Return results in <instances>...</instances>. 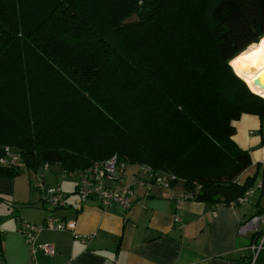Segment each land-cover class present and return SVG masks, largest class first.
Instances as JSON below:
<instances>
[{
	"label": "trees",
	"instance_id": "obj_1",
	"mask_svg": "<svg viewBox=\"0 0 264 264\" xmlns=\"http://www.w3.org/2000/svg\"><path fill=\"white\" fill-rule=\"evenodd\" d=\"M180 1L0 0V158L20 154L0 175L117 155L183 179L190 199L238 205L258 175L237 182L253 160L232 120L264 118V98L230 61L264 37V0H207L212 44Z\"/></svg>",
	"mask_w": 264,
	"mask_h": 264
},
{
	"label": "crops",
	"instance_id": "obj_2",
	"mask_svg": "<svg viewBox=\"0 0 264 264\" xmlns=\"http://www.w3.org/2000/svg\"><path fill=\"white\" fill-rule=\"evenodd\" d=\"M232 124L236 128L233 140L249 150L253 160L237 182L243 184L248 177L258 175L251 193L245 195V204L216 207L190 199L184 183L177 182L170 186L136 184L135 203L130 209L117 205L106 208L95 199L82 201L76 191L75 171L57 164L61 176L55 184L66 194L64 204L48 209L41 187L46 185V175H41L39 183L33 185L36 197L30 201L32 206L17 208L16 219L6 225L0 221L6 227L0 228V264H254L253 246L258 237L251 231L242 233L241 227L264 208L259 190L264 170V118L244 112ZM43 168L46 170H39ZM128 168L124 177L107 183L133 182L137 165ZM15 180L13 190L12 183L0 175V192L16 195ZM256 191L254 207L249 208L247 204ZM49 214L67 227H43L35 242L29 243L21 230L24 222L43 224ZM83 234L91 236L83 240ZM46 243L53 246L52 254L40 249ZM257 264H264V255Z\"/></svg>",
	"mask_w": 264,
	"mask_h": 264
},
{
	"label": "built area",
	"instance_id": "obj_3",
	"mask_svg": "<svg viewBox=\"0 0 264 264\" xmlns=\"http://www.w3.org/2000/svg\"><path fill=\"white\" fill-rule=\"evenodd\" d=\"M20 161V154L16 153L14 149L6 147V153L0 158V163L4 165H15ZM129 164L126 161L120 160L117 155H114L105 160L95 161L87 168L76 170L74 174L78 178L77 193L82 201L88 199H95L103 207L112 205L120 206L124 209H130L135 203V186L136 184H162L165 186L171 185V180L175 178L174 175L163 174L154 171L150 166L144 164H137L135 172V180L133 182H126L122 185H115L107 183V181L115 182L125 176ZM48 168L49 164H45ZM45 192V200L51 204V209L64 204L66 194L61 191L59 186L46 188L41 186ZM249 190L246 194H250ZM248 201L246 196L239 198V204H245ZM53 227L57 229L66 228L61 219L53 214L46 216L43 224H36L31 222H24L21 227L22 232L25 234L27 241L33 244L36 240L37 233L43 227ZM248 231L254 234H259L258 243L254 244L255 258L257 259L260 251L264 250V212L261 214H254L251 218L245 221L241 227L242 233ZM90 234H83L80 237L88 239ZM47 254H52L54 248L51 244H42L39 246ZM35 264V263H33Z\"/></svg>",
	"mask_w": 264,
	"mask_h": 264
},
{
	"label": "rangeland",
	"instance_id": "obj_4",
	"mask_svg": "<svg viewBox=\"0 0 264 264\" xmlns=\"http://www.w3.org/2000/svg\"><path fill=\"white\" fill-rule=\"evenodd\" d=\"M170 1H172V0H160L159 9L161 11L165 12L167 5H168V2H170ZM184 2H187L185 7L187 8L188 12H192L191 15L195 19L194 22L198 23L199 24L198 26L201 28H202V26H204V27L208 26V29H204V33L207 32V40L212 44L211 33H214V32H213V29L211 26H213L214 23L212 24L209 21V18H208V21H206L204 19V16L206 15V9L208 10V7H209L208 1L207 0H181L179 3H177V5L180 6ZM186 8H183V9H186ZM154 16H155V20H156V18L158 16L157 10H156ZM150 20L152 21V19H150ZM180 28L186 29V27L184 25H181ZM210 29H212L211 33L209 32ZM189 32L191 33L190 36L194 40H197V41H201L202 36L204 35V33L203 34L199 33L193 29L189 30ZM205 40L206 39H204V42H205ZM257 43H255V44H257ZM251 46L252 45H250L248 48H250ZM255 58H256V50L248 51L247 56H246L247 62L245 65H248V63L255 60ZM233 72L235 73L234 69H233ZM235 75H236V73H235ZM255 94H257V93H255ZM43 167H45V166H43ZM128 170H131V168L129 167ZM56 172H58V173H56ZM44 174L46 175V180H45L46 185L44 184L46 188L58 186L57 184H55V181H56L58 176H61V173H60L59 165H57V164H50L49 168H46V170L43 168L40 171V170H36L34 168H29V167H27V165L22 163L21 170H20L19 174L11 176V177L1 175L2 177H6L8 182L12 183L10 185V188H13V190L15 189V186H14V182H12V179L16 178V180H15V182H16V195L13 192H8V193H6V192L1 193L0 192V194H2L3 198H4V199H0V221L2 223H4L6 225L10 221H12L13 219H16L14 214L17 212V210L20 208V206H28V207L32 206V204H30L31 203L30 201H33V199L36 197L33 193L35 191V188L33 187V185H34V183H39V180H40L39 177L41 175H44ZM133 176L135 179V174H133ZM177 182H179L181 184V183H184V180L180 178ZM77 183H78V178H77ZM30 192H31V199H30ZM258 194H259V192L256 191V194L253 195L252 200L248 202L247 206L249 208L254 207V202H255V199L258 197ZM255 196H257V197H255ZM45 202H47V201L45 200ZM47 207L50 210L51 204L48 203ZM5 225H3V224L0 225V228H2L3 230L6 229Z\"/></svg>",
	"mask_w": 264,
	"mask_h": 264
},
{
	"label": "bare ground",
	"instance_id": "obj_5",
	"mask_svg": "<svg viewBox=\"0 0 264 264\" xmlns=\"http://www.w3.org/2000/svg\"><path fill=\"white\" fill-rule=\"evenodd\" d=\"M256 50V58L252 62L246 64L247 52ZM235 73L244 78L250 89L264 96V86L260 87L254 83V79H260L264 83V37L257 43L252 45L247 50L241 52L230 61Z\"/></svg>",
	"mask_w": 264,
	"mask_h": 264
},
{
	"label": "water",
	"instance_id": "obj_6",
	"mask_svg": "<svg viewBox=\"0 0 264 264\" xmlns=\"http://www.w3.org/2000/svg\"><path fill=\"white\" fill-rule=\"evenodd\" d=\"M136 20H138V17H137V15L135 14L134 16H133V18H127V19H125L124 21H123V23L124 24H127V23H131V22H134V21H136ZM230 65H231V63H230ZM232 66V65H231ZM239 76V75H238ZM246 84H247V86L249 87V85H248V83H247V81L244 79V78H242L241 76H239ZM254 83L255 84H258L260 87H263L264 86V83L260 80V79H254ZM250 88V87H249ZM252 91V90H251ZM253 92V91H252ZM255 93V92H254Z\"/></svg>",
	"mask_w": 264,
	"mask_h": 264
}]
</instances>
